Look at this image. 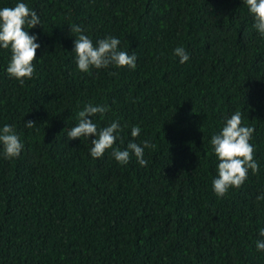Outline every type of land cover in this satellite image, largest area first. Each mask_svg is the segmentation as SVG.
<instances>
[{"label":"trees","instance_id":"trees-1","mask_svg":"<svg viewBox=\"0 0 264 264\" xmlns=\"http://www.w3.org/2000/svg\"><path fill=\"white\" fill-rule=\"evenodd\" d=\"M15 0H0L12 6ZM42 25L39 60L20 84L0 49V124H14L24 148L0 156V264H264V38L243 0H25ZM70 25L93 42L106 35L137 56L135 70L76 68ZM183 46L189 61L173 49ZM115 73V74H112ZM85 103L108 105L95 122L118 119L116 142L148 139L141 166L90 140L69 139ZM239 110L255 131L258 171L217 197L209 143ZM34 122L26 128L24 122ZM139 125L132 138L130 126Z\"/></svg>","mask_w":264,"mask_h":264},{"label":"clouds","instance_id":"clouds-1","mask_svg":"<svg viewBox=\"0 0 264 264\" xmlns=\"http://www.w3.org/2000/svg\"><path fill=\"white\" fill-rule=\"evenodd\" d=\"M252 18V27L264 38V0H243ZM42 25L40 16L30 8L25 0H15L12 6H0V49L10 52L5 72L10 79L23 84L30 80L35 71L34 61L39 60L36 51L41 47L38 35L30 34L29 29ZM71 33H76L73 41L74 60L76 68L88 73L91 69L124 68L135 70L137 56L135 52H127L120 47L118 37L106 35L93 39L79 25H70ZM179 63L189 61L190 55L183 46L173 49ZM115 74V73H112ZM109 110L108 105L85 103L75 112V125L66 133L69 139L83 138L90 140L89 155L93 159L102 158L106 151L120 164H127L134 156L137 162L144 166L145 149L154 145L144 139L137 143L130 139L126 147L121 149L116 142L120 140L123 127L118 119H112L103 126L95 122L96 114L101 117ZM34 122H24L26 128H32ZM255 129L242 124V114L239 110L226 117L218 132L211 135L209 141L215 156L216 175L211 180V188L217 197H223L230 188H239L247 179L248 172L258 171L259 165L254 159L253 145L250 143ZM141 132L139 125L130 126V136L137 137ZM24 148L20 134L14 124H0V156L4 159H14ZM257 201L264 200V192L256 196ZM255 241L257 251H264V227L258 229Z\"/></svg>","mask_w":264,"mask_h":264}]
</instances>
